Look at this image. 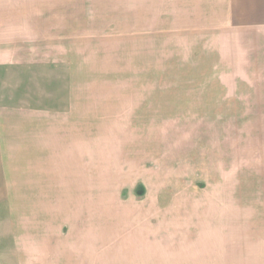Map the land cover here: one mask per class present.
Listing matches in <instances>:
<instances>
[{"label":"rangeland","instance_id":"374dc122","mask_svg":"<svg viewBox=\"0 0 264 264\" xmlns=\"http://www.w3.org/2000/svg\"><path fill=\"white\" fill-rule=\"evenodd\" d=\"M0 41V156L8 137L19 168L59 181L71 145L66 166L117 200L264 189V0H0Z\"/></svg>","mask_w":264,"mask_h":264},{"label":"crops","instance_id":"0c3cea01","mask_svg":"<svg viewBox=\"0 0 264 264\" xmlns=\"http://www.w3.org/2000/svg\"><path fill=\"white\" fill-rule=\"evenodd\" d=\"M6 141L0 156V264L241 263L245 246L251 264H264L263 186L260 193L251 188L244 190L256 193L242 194L235 185L177 184L166 207L160 194L117 200L108 193L112 189L80 181L81 162L66 166L70 155L81 159L77 147L61 150L63 161L53 169L62 179L53 182L47 160L21 169V155ZM13 174L41 175L43 181H12Z\"/></svg>","mask_w":264,"mask_h":264}]
</instances>
